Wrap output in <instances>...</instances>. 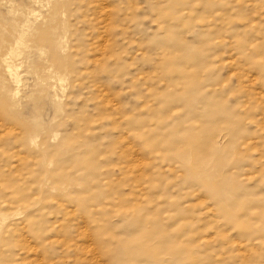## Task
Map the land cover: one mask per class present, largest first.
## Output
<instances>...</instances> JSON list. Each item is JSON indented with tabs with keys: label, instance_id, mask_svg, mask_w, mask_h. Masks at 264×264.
I'll return each instance as SVG.
<instances>
[{
	"label": "rangeland",
	"instance_id": "1",
	"mask_svg": "<svg viewBox=\"0 0 264 264\" xmlns=\"http://www.w3.org/2000/svg\"><path fill=\"white\" fill-rule=\"evenodd\" d=\"M0 264H264V0H0Z\"/></svg>",
	"mask_w": 264,
	"mask_h": 264
}]
</instances>
